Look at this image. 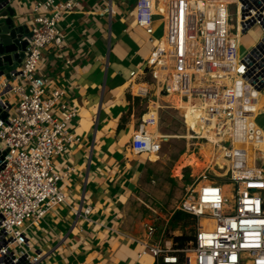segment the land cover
Instances as JSON below:
<instances>
[{"label":"built area","instance_id":"2783aa9c","mask_svg":"<svg viewBox=\"0 0 264 264\" xmlns=\"http://www.w3.org/2000/svg\"><path fill=\"white\" fill-rule=\"evenodd\" d=\"M82 1L34 0L25 57L4 84V89L9 86L5 94L18 100L13 105L0 95V113L7 114L0 120V264H8L9 258L23 260L22 264H41V252L33 250L26 230L67 204L68 196L59 183L72 168L58 173L54 160L81 143L74 132L77 110L61 104L62 90L48 92L49 77L39 74L37 67L44 49L64 47L59 23ZM231 1L240 2L241 15L251 14V26L259 32L244 55L239 54L241 35L236 38L229 32ZM132 9L135 27L154 43L144 69L130 73L128 89L138 86V97L166 98L161 104L165 108L181 111L170 102L177 98L191 112L201 111L206 126L214 127V151H221L231 163L255 151L250 148L240 156L233 141L251 145L249 141L263 133L255 119L264 113V106L249 104L244 98L260 99L264 92V0H135ZM208 10L217 25L213 36L204 31ZM156 18L163 23L159 37L154 36ZM245 23L249 25L248 20ZM220 37L227 39L226 51L234 52L224 63L214 59ZM147 76L151 83L146 82ZM57 105L60 118L53 114ZM155 123L148 117L133 133L128 144L133 154L158 151L160 147L152 139L154 131L146 129L150 125L154 130ZM227 141L228 149L222 145ZM258 161L259 167L247 174L234 171L238 168L232 163L231 174L223 182L206 175L205 169L177 207L192 222V234L183 235L180 230L166 234L169 220L162 225L161 218L152 215L143 225V253L153 257L155 264H264V159L259 155ZM84 213L88 215L89 209ZM183 237L187 240L180 245L178 239ZM13 247L18 248V256Z\"/></svg>","mask_w":264,"mask_h":264},{"label":"crops","instance_id":"0c3cea01","mask_svg":"<svg viewBox=\"0 0 264 264\" xmlns=\"http://www.w3.org/2000/svg\"><path fill=\"white\" fill-rule=\"evenodd\" d=\"M9 1L16 14L13 18L16 24L28 26L34 0ZM134 2L83 0L79 8L66 13L59 23L65 35L64 47L42 51L37 71L49 77L48 92L62 90L65 95L61 104L77 110L74 132L81 143L72 145L54 160L56 172L63 173L67 167L72 172L59 183L60 190L68 196L67 205L56 207L44 217L45 223L41 225L44 232L40 231V235L48 236L44 244L36 245L30 233L31 230L38 233L36 228L43 220L28 223L26 233L33 250L41 252V264H155L140 245L144 230L131 234L127 222L124 224L129 201L135 198L134 193L140 192L143 171L152 162L148 154L131 157L133 153L124 146L130 143L137 129L133 116L127 118L131 109L133 112L135 100L127 86L129 75L144 69L154 43L135 27ZM230 4L235 6L232 26L235 37L239 38L254 28L253 17L241 15L239 1ZM210 15L211 12L205 23L206 36H213L217 29ZM242 41L250 45L254 42L251 37L241 39L240 55L246 53ZM217 45L215 58L234 57V52L226 51V38H218ZM124 92L132 94V98ZM2 99L15 105L18 97L5 94ZM173 105L184 109L178 99ZM59 107H54L53 114L60 118ZM145 115L150 116L149 112L143 118ZM250 147L241 142L235 150L243 156ZM212 155V150H206L205 162L191 158V177L207 166V162L213 164ZM259 155L262 158L264 153L260 151ZM181 169L182 166L177 167V176ZM86 209L88 215L84 213Z\"/></svg>","mask_w":264,"mask_h":264},{"label":"rangeland","instance_id":"374dc122","mask_svg":"<svg viewBox=\"0 0 264 264\" xmlns=\"http://www.w3.org/2000/svg\"><path fill=\"white\" fill-rule=\"evenodd\" d=\"M234 7L229 2L228 11L231 15L234 13ZM156 20V33L154 36L159 37L163 32V23L159 18H156ZM229 32L231 36H234L232 23ZM258 36L256 29L253 28L245 35H242L240 40L251 37L256 41ZM254 43L255 42H253V44ZM252 45L248 42L245 43L242 41V47L245 52H247ZM225 58L227 61L232 59L227 56L214 57L218 63L220 61L224 63ZM146 82H152L149 76L146 77ZM138 88V86H133V90H129V92L134 95L135 100L132 105L133 112L131 109L127 118H130L131 115L133 116L132 120L136 128L142 124L143 120H147L148 117L154 118L156 121L154 130L151 129L150 125H148L146 129L150 133L154 131L155 135H152V139L160 148L156 153L151 154L152 162L148 165L146 170L143 171L139 185L140 192L134 193L133 195H135V198L132 197L133 201H129L126 209L127 211L125 212L126 216L124 224L127 222V228L131 234L132 232L136 233V230L139 229L143 232L144 223L147 222L152 215L156 214L161 218L162 225L169 220L165 230L166 234L180 230L183 235H190L192 234V228L190 227L192 226V222L189 219H183L181 222L175 223V225L171 220L173 215L177 212V207L185 198L188 189L194 184L195 178L205 170V167H203L204 170H200L191 177L193 171L191 158H197L201 162H205L203 156L206 150H212L214 162L211 165V162L206 163V175L214 177L215 179H218L217 181L221 182L230 176L231 164L233 162L231 163L229 159L225 158L221 151H214L212 146L214 140V127L206 126L207 123L204 121L203 113L201 111L192 110V112L190 111V114H185L184 110L190 107L183 103L184 109H180L181 111L172 107H162L161 104H165L163 101H166V98L162 101L157 96L152 97L147 95L146 97H138L136 95ZM143 90L145 89H142V91ZM122 91H125V88ZM132 94L125 93V95H128L130 98H132ZM244 99L249 104L256 103L257 105H262V107L264 106L262 100H260L261 97L260 99L259 97H253L250 100V97L246 96ZM148 112L150 116L145 115L143 118V115ZM255 124L263 131V133H258L251 141L252 143L249 141L251 145H248L247 142L245 143H247L248 146H251L250 148L255 151H262L261 149L264 144V113H260L256 117ZM160 135H162L163 138ZM238 142L240 141L234 140V146H241V142ZM222 145L228 149V141ZM124 146L129 150L128 143H125ZM255 151L250 150L247 156L240 162L234 161L233 164L238 168H234V171L237 170L241 174H247L257 169L260 162L258 161L259 153ZM131 157L136 158L137 156L132 154ZM261 159H264V156ZM179 166H182V169L180 171V176H177L176 171ZM141 184L143 185L141 186ZM137 198L139 200H137ZM45 218L42 219L43 221L40 226L36 228L38 233H34V230L30 231L34 236L33 240L34 243L36 242V245H39L40 243L44 244L43 242L47 240V235H40V231H42V233L44 232L41 225L45 223ZM143 221L144 223H142ZM51 233L52 231L49 235ZM13 248L15 254L18 256V248Z\"/></svg>","mask_w":264,"mask_h":264},{"label":"water","instance_id":"95a60500","mask_svg":"<svg viewBox=\"0 0 264 264\" xmlns=\"http://www.w3.org/2000/svg\"><path fill=\"white\" fill-rule=\"evenodd\" d=\"M9 0H0V94L4 95L9 86L10 73L20 67L27 46L26 39L31 37L27 26L17 25L14 21L15 11L10 7ZM1 111V110H0ZM7 118L5 112L0 113V120Z\"/></svg>","mask_w":264,"mask_h":264},{"label":"bare ground","instance_id":"6f19581e","mask_svg":"<svg viewBox=\"0 0 264 264\" xmlns=\"http://www.w3.org/2000/svg\"><path fill=\"white\" fill-rule=\"evenodd\" d=\"M226 60H227V59H226ZM142 92L144 93L145 90H143ZM176 99H177V98H172L170 102H171L172 104H174ZM261 100H262V102H263V104H264V92L261 94ZM190 111H191V108H186V109L184 110V113H185V114H190ZM261 150H262V152H264V144H263ZM206 168H207V166H205L204 169H206ZM223 190H224V191H227V189H225V188H223ZM66 205H67V204H66ZM8 261H9L8 264H11V262L14 263V264H22V263L24 262L23 260H22V261L14 262V261H12V259H10V258L8 259Z\"/></svg>","mask_w":264,"mask_h":264},{"label":"trees","instance_id":"16d2710c","mask_svg":"<svg viewBox=\"0 0 264 264\" xmlns=\"http://www.w3.org/2000/svg\"><path fill=\"white\" fill-rule=\"evenodd\" d=\"M183 219H189V217L187 215H185L184 213L177 211L173 217H172V223L175 225V223H179L181 222ZM180 241V245H182L184 243V241L187 240L186 237L180 238L178 239Z\"/></svg>","mask_w":264,"mask_h":264}]
</instances>
